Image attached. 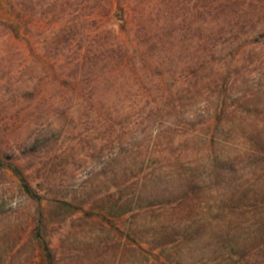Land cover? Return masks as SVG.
<instances>
[{
  "label": "trees",
  "instance_id": "trees-1",
  "mask_svg": "<svg viewBox=\"0 0 264 264\" xmlns=\"http://www.w3.org/2000/svg\"><path fill=\"white\" fill-rule=\"evenodd\" d=\"M1 2L24 80L0 164L40 230L85 222L129 264H264V0Z\"/></svg>",
  "mask_w": 264,
  "mask_h": 264
},
{
  "label": "rangeland",
  "instance_id": "rangeland-1",
  "mask_svg": "<svg viewBox=\"0 0 264 264\" xmlns=\"http://www.w3.org/2000/svg\"><path fill=\"white\" fill-rule=\"evenodd\" d=\"M4 6L0 0V18L7 19L9 14L1 10ZM2 32L0 29V142H9L10 138L18 139L22 133V121L11 111V95L24 80L16 69L23 60L14 57L11 38ZM4 105L10 108L7 113L3 111ZM20 182L13 172L0 164V264H48L44 241L57 248L56 264H129L127 258L117 259L115 250L92 253L87 247L92 237L85 222L53 218L48 231L40 230L41 223L36 216L38 205L26 196Z\"/></svg>",
  "mask_w": 264,
  "mask_h": 264
}]
</instances>
